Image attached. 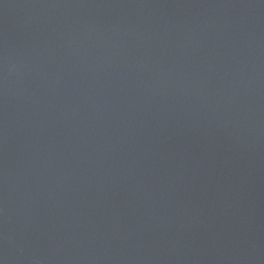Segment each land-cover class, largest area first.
<instances>
[{
    "label": "water",
    "instance_id": "1",
    "mask_svg": "<svg viewBox=\"0 0 264 264\" xmlns=\"http://www.w3.org/2000/svg\"><path fill=\"white\" fill-rule=\"evenodd\" d=\"M0 264H264V0H0Z\"/></svg>",
    "mask_w": 264,
    "mask_h": 264
}]
</instances>
